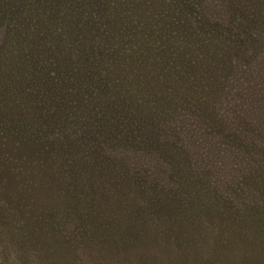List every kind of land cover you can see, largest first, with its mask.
<instances>
[{
    "label": "rangeland",
    "instance_id": "374dc122",
    "mask_svg": "<svg viewBox=\"0 0 264 264\" xmlns=\"http://www.w3.org/2000/svg\"><path fill=\"white\" fill-rule=\"evenodd\" d=\"M154 1L155 4L152 0L151 4L147 0H50L53 9H49L40 0H35L34 3L44 11L48 10L50 19H53L44 24L53 37L59 35L60 31L69 33L70 30L64 28L69 29L70 25L87 37L94 33L100 39L101 35L105 39L108 37L110 45L107 49L110 54L95 57L83 51L76 58L78 63H75V67H68L65 71L59 62L54 66L50 64L44 72L29 68L22 69V73L17 72L13 68L16 54L10 46L5 45V36L0 34V72L22 101L13 102L14 106L8 103L7 111L0 107V264H211L209 258H204L206 254L198 251L205 249L207 254L210 253L215 248V239L231 241V246L238 247L243 253L252 249L251 244H257L253 233L263 229L255 227L252 206L259 203L260 214H264V197L254 200L256 187L249 190V186L255 184L246 182L244 175L255 169L254 164L259 158L256 153L264 146V83L262 79L253 82L250 79L237 85L235 75H229V70H225L227 63L220 72L217 70L213 74L209 66H203V57L197 58L205 50V46L200 45L202 40L197 38L199 33L203 36L222 35L224 39L232 41L231 47H236L235 51H243L241 47L246 44L250 48L257 44L264 48V33L256 26L257 21L264 20V0H224L226 16L222 10L218 11L222 3L216 2L219 0ZM159 14H163L164 20L159 18ZM73 16L77 18L72 24ZM137 25L141 30L148 29L147 36L152 37V42L141 45L144 41L133 30ZM185 29L184 39L180 40ZM155 30L158 33L154 34ZM166 30H176L177 36H173L184 45L176 54L175 50H169L174 43H166L164 39ZM212 30L217 32L216 35ZM127 36H136L131 44L137 47L136 51L139 48L143 51L127 55L125 48L131 39ZM111 54L115 56L109 57ZM167 57L173 60V68L167 65ZM114 58L116 61L112 60ZM240 61H244V58ZM222 62L216 60V68H220ZM43 79H51L53 89ZM75 80L79 82L74 83ZM248 83L251 84L248 86ZM5 90L0 91V103L3 104L12 99V92L7 89V94H3ZM240 92L244 94L242 98L238 97ZM203 96L206 104L197 106L199 109L196 112L191 111L195 105L203 103L200 100ZM60 97L66 98V107L59 115L56 98ZM221 104L226 107L223 109L226 115L219 110ZM147 109H153L158 123L151 118L153 113L151 115ZM202 109L206 110L204 118L209 120L217 112L222 117L244 118L240 134H235L232 129L228 130L229 134L217 130L218 133L210 137L213 142L220 140L227 146L231 140L239 138V145L243 146L244 154L236 153L238 158L232 157V164L238 165L224 166L225 170L234 174L229 182L222 185L217 180L213 185L209 184L211 177L206 175L211 172L209 170L206 174L193 171L192 162L197 171L200 167L193 159L192 162L189 160L191 164L185 159L180 163L175 160V156L181 159L183 152L177 142L181 135L172 131V122L182 117H201L198 112ZM57 111L58 115L55 116ZM193 112L196 113L194 116ZM52 116L55 119L49 122L48 117ZM168 119H172V122ZM76 125V129L80 127L82 130L73 136L74 132L68 131ZM135 128L145 135L152 133L154 140L144 149L148 152L144 154L143 164L130 162L127 180H131L132 191L137 187L130 196L133 206L146 205L149 200L158 199L157 194L151 192L148 186L142 187V183L139 192L138 182L135 181L142 173L133 167L146 168L152 177H163L160 181L161 201H168L169 196L188 201L190 193L196 194V200L190 201V205L181 204L184 209L187 206L192 208L190 217L183 216L184 229H163V236L156 240V247H150L151 255L144 260H141V255L146 251L139 252L140 257L136 259L128 258L131 257L128 251V257L114 252L112 241L101 239L102 232L85 238L83 232L77 230L72 236L68 232L79 222L74 216L71 219L64 216L73 204H78L83 210L81 216L76 214L78 221L86 222V213L95 214V211L87 209V204L95 199V192L100 198L108 199L106 201H111L110 198L116 194L120 199L126 197L115 188L124 179L121 163L124 164L126 160L123 156L119 154L114 159V173L107 171L102 164V168L94 165L92 160L107 157L102 143L108 149L117 144L113 142L110 145L109 139L132 138L131 132ZM204 130L210 133L216 131L210 127ZM83 132L86 134L82 137ZM51 146L60 147L54 150L53 156L49 155ZM182 171L187 173V178L181 176ZM135 172L137 176L132 175ZM196 176H199L200 184L195 180ZM257 187L264 190V179L261 187ZM113 189L117 191L116 194L112 193ZM146 190L150 193L145 195ZM215 195L234 202L238 217L240 211L247 213L242 218L246 222L244 233L233 232L223 224L216 226L217 220L206 213V217L203 214V218L192 221L200 213L193 211L196 209L194 206L203 200H213ZM145 198L149 200L144 203L140 201ZM239 201L242 202L238 205ZM49 203L53 211L42 218L46 221L43 226L39 220L41 211L49 212L40 208H45ZM183 211L180 209V215H187L188 209ZM51 214H55V217H50ZM69 236L73 238L68 239ZM125 236L128 237V234L125 233ZM149 236L150 233L146 232L138 237ZM245 237L248 238L247 244L243 241ZM73 239L75 241L72 242ZM198 242L199 247L195 245ZM94 245L100 246L107 256L93 260L83 258V249ZM88 250L91 251L90 248ZM243 256L233 252V263L262 262H246L242 260Z\"/></svg>",
    "mask_w": 264,
    "mask_h": 264
},
{
    "label": "trees",
    "instance_id": "16d2710c",
    "mask_svg": "<svg viewBox=\"0 0 264 264\" xmlns=\"http://www.w3.org/2000/svg\"><path fill=\"white\" fill-rule=\"evenodd\" d=\"M35 0H0V34L5 36L4 43L8 47L10 46L13 49L14 54L16 56L13 58V68L17 70H13L14 72H20L22 73V69L29 68L30 70H40L44 72V69L48 68L50 64L55 65V63H59L62 69L65 71L68 67H75L76 58L78 57L79 53H82L83 51L94 54L93 56H100L102 57L105 54H110L111 52L108 51V46L110 43H108V37L105 39L101 35V39L98 37V35H94L87 37L85 34H82L81 32L76 31L71 25L68 28H64L67 30H70L69 33H63V31H60L61 33L56 34V37H53V35L49 34V30L47 28L46 23L50 19L49 17V11H44L42 7H38ZM222 1V3H221ZM151 4V0H147ZM152 2L155 4V1L152 0ZM217 3H221V6L218 8V11L225 12L223 13L225 16L227 15V10L224 11L225 5L224 0L216 1ZM40 3L49 8L53 9V4L50 3V0H40ZM150 4L147 5L150 6ZM223 6V7H222ZM52 14V13H51ZM61 14V13H60ZM53 15V14H52ZM42 17H44L42 19ZM47 17V18H46ZM163 14H159V18H162ZM236 17V16H235ZM77 16H73L72 18V24L75 23ZM43 20V22H42ZM162 20H164L162 18ZM51 22V21H49ZM187 23V22H186ZM45 24V25H44ZM191 24V23H190ZM81 25V24H78ZM192 25V24H191ZM256 26L260 29L261 32L264 33V20L257 21ZM57 30H60L59 28ZM136 31L137 36L141 38L142 41H144L145 45L147 42H152V37H148V29L141 30L140 26L137 25V28L133 29ZM145 31V32H144ZM151 31V29H149ZM185 31L182 32V36H180V40L184 39V34H186ZM152 32V31H151ZM196 32V30H195ZM212 32H214L212 30ZM154 34L158 33L157 30L153 32ZM216 35L217 32H214ZM177 36L176 30L169 32L168 30L165 31L164 39L166 38V43H174L173 46H169V50H175L174 53H178L180 49L184 47L183 43H180L179 38L177 39L173 35ZM198 38L202 40L200 43L201 47L205 46V50L202 54H199V58L203 57L201 59L203 66H209L211 68V71L213 74H215V71H221L224 63H227L228 65L225 67L226 72L229 70V75L234 74V81L237 82V85L240 86V84H244L243 82H249L248 80H260L262 79V83H264V48L261 47L259 44L254 46L253 48L249 47V45H242L241 47L243 51H235L234 48H232V41H230L228 38H223L224 36L219 35L217 36H203L202 33L198 34ZM143 36V37H142ZM128 38H131L132 36H127ZM62 38V39H61ZM137 38L136 36H133V38L129 39L128 44L125 48V52L127 55L130 53H133V55L143 51L142 48H139L136 51V48L131 43L133 40ZM205 38V39H203ZM140 41V40H139ZM138 41V42H139ZM184 42V40H183ZM205 42V45H204ZM175 47V45H177ZM91 47V48H90ZM168 47V45H166ZM2 47H0V50ZM162 49V47H161ZM93 50V51H92ZM186 50V49H185ZM6 52V50H3ZM92 51V52H91ZM136 51V52H135ZM237 52V53H235ZM239 52V53H238ZM9 54L8 52H6ZM115 56L114 54H111L109 57ZM44 58V59H41ZM167 57V65L172 67L173 60ZM244 58V61H240ZM222 60L220 68H216L217 65L215 63L216 60ZM11 60V59H10ZM56 60V61H55ZM116 61V59H112ZM229 61V62H228ZM256 61H259L260 63H257ZM7 62V61H6ZM43 65V66H41ZM3 68V66L1 67ZM40 68V69H39ZM76 69H74L75 71ZM0 72V84H3L0 87V91H3L4 89H8L12 92V99H9L8 101H5V103H0V107L2 110L7 111L8 110V103L12 104L14 106L15 101L21 102L20 98L17 96V91H14L11 89V86L8 84V81L6 77H3L4 75H1ZM27 74L26 72L24 73ZM213 77L210 78L212 80ZM44 81L48 82V85L52 88L51 79H43ZM36 82V81H34ZM79 81L75 80L74 83H78ZM147 82V81H146ZM225 86V83H223ZM251 83H248V86ZM58 87H60L58 84H56ZM62 85V84H61ZM217 87H215L216 89ZM6 90L3 92V94H7ZM13 90V91H12ZM22 93V91H21ZM215 94L218 95L217 92ZM244 94L240 92L238 94V97L242 98ZM51 98H48L47 100H50ZM57 99V105L58 109L60 110L59 115L61 112H63L64 106L66 107V98L60 97ZM89 99V98H88ZM13 100V101H12ZM203 103L195 105L194 109H191V111H197L201 105H205V96H203L200 99ZM14 102V103H13ZM22 106H24L22 104ZM197 106H199L197 108ZM180 108V107H179ZM223 109H226L224 104H221V107L219 110L226 115L225 112H223ZM187 110V108H185ZM26 111V110H25ZM147 112H149L155 121V123H158L156 114L153 112V109H147ZM193 112V116L196 114ZM198 113L201 117H182V122L180 120H176L175 122H172V119L168 121L173 123V129L172 131L176 134L181 135L179 139H177V142L179 146L182 149V156L180 159V156H175V160L177 162H181L182 159H185L191 164L192 159L197 164H199L198 171L194 168V164L192 162V170L196 171L197 173H203L206 174L207 170L211 171L207 176H210L209 178V184L213 185L214 180H217V183L219 185L224 184L226 181H230L231 177L233 176V171H227L224 169V166H232L236 167L232 164V157L233 155L238 158V155L236 153H242L243 152V146L239 145L240 139L237 138L235 140H231L229 146L226 145L223 141H217V143L213 142L210 137L217 134V130H223L224 133H228V130L232 129L234 130L235 134H240L239 131H241L244 127V124L242 120L244 118L242 117H222V114L220 112H217V114H214L215 116L212 117L210 120L207 119V117L204 118V115H206V110L204 109L200 110ZM50 115V114H47ZM58 115V111L56 112L55 116ZM55 116L48 117V121H53L55 119ZM190 116V114L188 115ZM58 120V117H57ZM252 123L251 121H249ZM2 124V123H1ZM62 123L60 124L61 127ZM74 125V124H72ZM78 126L75 127L72 126V128L68 131L74 132L73 136H75L80 130H82L80 127L79 129H76ZM214 128L216 129L215 132H211L209 130H204L207 128ZM58 128V127H57ZM247 128V127H245ZM127 130V129H125ZM19 133V131H17ZM84 133V132H83ZM82 137L85 136L86 133L83 134ZM132 138L129 136L128 138H112L109 144H113V142H117L116 145L109 146L108 149L104 146V152H106V156L100 160L93 159L92 162H94V165L98 164L99 167L102 168V165L105 166L104 168L114 173L116 172L114 169H112L114 166V159L118 157L120 154L123 156L124 164L121 163L123 166L122 170H124L122 182L119 183V185L123 187H118L117 185L115 188L121 193L124 194V199H120V197L116 194L117 191L115 189L112 190V193L116 194L114 195V198H110L111 201H106L108 199H102L100 198L97 192H95V199L92 200L93 202H89L87 204V209L91 211H95V214H87L85 215L86 222L81 220L78 221L79 218L76 216V214H81V206L78 204H73V207H70L67 214L64 215L66 219H71V217H75L77 222H79V225H75L72 227V230L68 232L69 234L75 235L76 231L79 230L80 233L83 232L85 235V238H91V234L96 233H103L101 239H108L112 241V244L114 245V252L121 253L123 257H128L126 255V252L130 253L129 255L132 259L139 258L138 255L139 252L146 251L145 254L141 255V260L148 258L151 254L149 252L150 249L155 246V242L158 239L159 236H163V233L168 228H177L184 229V221L183 216H189L192 212V208L190 206H187V208L184 209V206L181 204L184 203L185 205H190V201L196 200V194L190 193L188 201L180 200L179 198L169 196L170 198L168 201H161L162 191H161V183L160 181L163 180L162 176H159L157 178L156 176L152 177V174L149 173V171L145 168H137V172H141L142 176L139 177L135 182H138V190L141 192V189H139V186L142 183V187L148 186V188L151 190V192H154L156 195V198L158 199H141V202H145L146 200H149L146 205H135L130 202V196L132 195L133 191L137 189V187H134V190L132 191L131 187V180H127L129 177V167L130 162H133L137 165L143 164V158L144 154L148 151H144L146 147H149L151 145V142L154 140L153 134L149 133L148 135H145L143 132L135 128L132 132ZM234 135V134H230ZM89 137V134L87 135ZM60 139V138H59ZM62 140V139H60ZM203 141L204 143L202 144ZM243 141V140H242ZM201 142V143H200ZM206 143V144H205ZM57 146H62L61 144H56ZM60 148V147H49V155L53 156L54 150ZM63 148L60 150L62 151ZM175 151V150H173ZM244 154V153H242ZM259 157L256 160L255 169L251 170L247 175L245 176V181L252 182V184L249 186L251 190L252 188L255 189V196L254 200L256 198H263L264 197V190L258 189L257 186L261 187V181L264 179V146L261 148L259 153H256ZM103 156V155H102ZM143 159V160H142ZM112 161L109 163V161ZM191 162H190V161ZM129 161V162H128ZM96 162V163H95ZM209 165H207V164ZM55 164V163H54ZM102 164V165H101ZM116 164V163H115ZM202 164H205L206 166H203ZM176 166V165H175ZM118 167V166H117ZM196 167V166H195ZM170 168V167H168ZM129 170V171H128ZM174 170L173 168L171 169ZM93 172V171H92ZM126 172V173H125ZM137 172L133 173L132 175L137 176ZM93 176V175H91ZM181 176L185 179L188 177L186 172H181ZM202 176V175H200ZM120 177V175H119ZM195 180H197L200 184L201 180L199 176L195 177ZM230 184V183H229ZM227 183V185H229ZM116 192V193H115ZM148 190H146L143 194H149ZM259 194V195H258ZM92 196V195H91ZM90 196V197H91ZM117 196V197H116ZM151 196V195H150ZM164 196V195H163ZM182 196V195H181ZM119 197V198H118ZM213 200H210L209 202L206 200L200 201L199 205H195L194 212H200L197 216V218H192V221H196V219L203 218V214L206 217V214H208V217H211L213 220H217L216 225L213 222V225L221 226L220 224H223L225 227L229 228L233 232H242L244 233V228H246V222L242 220L245 213L244 211H240L239 217L235 214V207L234 202L232 203L230 200H225L223 197H219L218 195H215L212 197ZM253 200V201H254ZM242 201L237 202L238 205ZM52 204L49 203L46 205L45 208H40V210L48 211L49 214L45 213L44 211L42 215H40V223L44 226L46 224V221H43V217H46L45 215L49 216L50 212L53 211V209L49 208ZM76 208L80 209L77 210ZM84 209V210H87ZM180 209L184 210L182 213L185 212V210L188 209L187 215H180ZM260 208L259 203L253 204L252 206V213H255L254 215V222L255 227L261 228L263 230H258L257 233L254 234L255 243L251 244V250L248 249L247 252L243 253L242 250H239L238 247H232V242H226L222 239H213L215 242V248L207 254L205 249H202L198 252H204L206 255H204V258L211 260V264H229V262H234L233 259V252L234 254H240L242 257V260H245L246 262L251 260H259L262 261L260 264H264V214H260ZM71 211V212H70ZM77 211V212H76ZM121 212V213H120ZM206 213V214H205ZM247 215V213H246ZM81 216V215H80ZM83 216V215H82ZM50 217H55V214H51ZM49 226V225H48ZM46 227V226H45ZM90 229V230H89ZM165 229V230H163ZM150 233L149 238H140L138 237L142 233ZM125 233L128 234V237L125 236ZM154 234L156 236L154 237ZM69 236L68 239H72L73 237ZM92 235V237L97 240V238ZM57 237L60 238V235L57 234ZM65 240V238H64ZM230 240V239H229ZM232 240V239H231ZM246 244L248 243V238H244ZM72 242L75 241L74 239L71 240ZM189 244H192L190 240H188ZM97 244H99L97 242ZM198 247L200 246V242L198 244H195ZM250 246V245H249ZM151 247V248H150ZM156 247V246H155ZM90 248L91 251L88 249ZM140 250V251H139ZM103 249L100 248V246H89L86 249H83V258L85 259H97V258H104L107 255L102 252ZM148 251V252H147ZM127 258V259H128ZM244 262V261H243ZM245 262V263H246ZM234 264V263H233Z\"/></svg>",
    "mask_w": 264,
    "mask_h": 264
}]
</instances>
